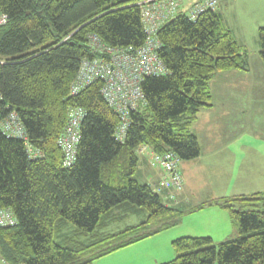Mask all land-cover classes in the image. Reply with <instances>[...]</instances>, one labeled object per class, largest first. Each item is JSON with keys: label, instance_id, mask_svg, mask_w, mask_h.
Here are the masks:
<instances>
[{"label": "trees", "instance_id": "obj_1", "mask_svg": "<svg viewBox=\"0 0 264 264\" xmlns=\"http://www.w3.org/2000/svg\"><path fill=\"white\" fill-rule=\"evenodd\" d=\"M140 1L0 0L8 16L0 27V123L15 110L28 142L41 152L30 157L24 141L0 127V209L16 221L0 227V259L7 264H92L177 225L185 213L130 177L138 163L136 149L145 144L159 153L173 151L182 161L197 158L200 146L190 129L199 110L212 106L210 80L219 71L247 70L248 55L218 4L195 20L177 12L156 32V53L167 70L144 76L145 105L130 111L120 140L114 134L120 118L100 92L102 80L74 94L70 87L83 59L110 58L94 49L93 36L119 49L143 44ZM257 33L264 63V25ZM74 107L85 114L75 160L66 166L57 139ZM211 204L228 212L238 237L219 242L210 236L177 237L171 242L175 255L160 264H264V192L217 197L197 208ZM114 208L145 210L147 218L126 228L134 235L106 248L85 247L81 237L114 218ZM70 224L72 232L65 229ZM84 248L90 251L83 253Z\"/></svg>", "mask_w": 264, "mask_h": 264}, {"label": "rangeland", "instance_id": "obj_2", "mask_svg": "<svg viewBox=\"0 0 264 264\" xmlns=\"http://www.w3.org/2000/svg\"><path fill=\"white\" fill-rule=\"evenodd\" d=\"M184 1L178 12H186L185 5L189 2ZM238 1L230 2L237 4ZM250 10L254 14H260V9L255 10L252 7ZM224 12L235 35L245 39L246 48L244 46L243 48L246 50L250 62H248L247 70L239 71L236 84H241V87H235L234 90L231 89L234 80L229 76L220 73L214 75L209 83L212 96L211 107L213 108H201L191 126L190 131L197 137L201 153L191 163L180 161L179 168L181 167L182 172L183 169L187 172L185 174L183 172V174L187 175L190 186H197L195 187L196 194L200 198L208 195L210 183L216 187L217 176L222 182L230 185L227 187L223 184L224 187H216L212 189L215 191L212 193H222L226 187V191L230 189L242 191L241 189L250 187V190L246 192H264V111L262 112L259 107L262 102L264 105V63L259 54L258 29L248 21L244 23L239 21L240 25L234 27L235 20L231 17L230 9L224 10ZM244 83H250L251 87L245 85L243 87ZM212 125L213 128L220 125V134H212ZM216 129L215 132L218 133ZM137 156H139L138 163L130 177L140 184H149L148 179L144 178L145 171L142 172L141 155ZM184 164L187 166H183ZM144 166H148V164ZM247 174L255 176H252L255 181L241 185L242 179ZM201 183H204L205 186ZM110 212H117V214L105 225L97 227L94 231L95 235L92 233V236L87 234L81 237V242L85 247L94 244L91 246L94 250L106 248L110 244L127 238L126 235H134V232L130 230L126 234V228L137 225L147 218L145 210L139 212L114 208ZM196 214L199 213H185L181 215L177 225L98 256L92 264H160L175 255L171 242L181 236H210L215 242L222 241L223 238L218 240L222 235L209 228L208 230L211 232H206L207 230L200 224L195 225ZM151 225H146V228L148 229ZM222 226H226V224L223 223ZM231 226L232 232L230 231L231 236L228 239H235L238 237V232L233 223L230 222L228 228H223L228 232ZM65 229L72 232L75 227L70 224ZM55 239L59 240V238ZM86 251L89 252L90 248L83 249V253ZM214 264L217 263L214 262Z\"/></svg>", "mask_w": 264, "mask_h": 264}, {"label": "built area", "instance_id": "obj_3", "mask_svg": "<svg viewBox=\"0 0 264 264\" xmlns=\"http://www.w3.org/2000/svg\"><path fill=\"white\" fill-rule=\"evenodd\" d=\"M183 0H141L140 14L145 30V40L137 48L119 49L100 42L93 36L94 49L110 54V58L83 59L79 71L71 84L70 91L74 94L95 79H101L100 92L120 118L115 130L117 138L123 139L130 111L139 110L145 105V96L141 88L144 76L161 75L166 68L156 50L159 42L156 37L158 27L173 17ZM218 0H194L188 7L186 15L195 20L206 9H215ZM8 22V16L0 10V27ZM85 114L82 107L71 108L68 112L67 123L57 143L63 153V164L70 166L76 157V144L80 138V124ZM0 127L8 136H15L24 141L26 151L30 157L41 155L39 149L33 147L26 138L25 130L15 110L10 111L1 121ZM139 155L148 158L149 163L159 169V181L152 187L156 192L163 189L168 191L167 198L175 199L183 191L184 179L179 169L180 159L173 151L162 153L142 144L136 149ZM176 202V200H175ZM15 217L6 209H0V227L15 224ZM0 264H7L0 259Z\"/></svg>", "mask_w": 264, "mask_h": 264}, {"label": "crops", "instance_id": "obj_4", "mask_svg": "<svg viewBox=\"0 0 264 264\" xmlns=\"http://www.w3.org/2000/svg\"><path fill=\"white\" fill-rule=\"evenodd\" d=\"M185 1L189 2V4L185 5L186 8H187V7H189V5L194 0H185ZM230 1L233 2L234 0H218L217 9L221 12V15L223 17V20H224L225 24L231 30V32H232L234 38L236 39V41L241 46L245 47V39L244 38H238L237 37L238 35H235L233 27L231 28V26H230L231 24L227 21V19L225 17L224 10L230 9L231 17H233L234 20H235V23H234L235 25H233L234 27H237V26L240 25L239 21L241 23H244L245 21H248L250 24H252L254 26V28L258 29L260 26L264 25V0H239L237 4H233ZM252 7L255 8V10L256 9H260V14L259 13H255L254 14L250 10ZM248 62H250L249 58H248ZM239 71L240 70H238V69H229V70L219 71V72L216 73V75L218 73H220L221 75L229 76L232 80H234V85L231 88L232 90H234L235 87H241V84H236L238 82V81H236V79L239 76V73H240ZM244 85L246 87H251L250 83L249 84L244 83L243 87H244ZM224 96L227 97V95H224ZM259 107H260V110L263 112L264 111L263 110L264 109L263 102H262V104H260ZM212 108L213 107H211L209 109H212ZM215 128H217L216 130H218V133L215 132ZM215 128H213V125H212V131H211L212 134H220V131H221L220 130V125H218V127H215ZM141 159L143 161V163H142V165H143L142 172L145 171L144 178H147L148 182H149V184L148 183H145V184L151 185V186L157 184V182L159 181V169L157 167H155V166H152L149 163L148 158L145 155L141 154ZM193 160L194 159L188 160V161H186V160L184 161L183 160V161H184V163L185 162L186 163L187 162L191 163V161H193ZM180 161L182 162V160H180ZM180 163H179V166H180ZM146 164H148V166H144ZM183 166H187V164H184ZM179 169H180V172H181V174L183 176V179H184V181H183L184 182L183 191L180 194L176 195L175 199H171V198H167L166 197L167 194H168V191L166 189H163L161 192H159V195H160V198H161L162 202L164 204L169 205V206L176 207V208H179L181 210H186L185 211L186 214L187 213L192 214V213H197L198 212L199 214H196V216H195L197 218V221L195 222V225L196 224H200V226L204 227L207 230L206 232H211L210 230H208V228H209V229L213 230L215 233H217L219 235H222V237H219L218 240L222 239V238H223V240L228 239L231 236L230 231L232 232V226L230 227V230H228V232H227V229L225 230V228H223V227L228 228L229 223L231 222V223H233L234 228L236 229V226H235L234 222L232 221V219H231L230 215L228 214V212L226 210H224L223 208H221V207H219L217 205H214V204L204 205L201 208H197V205H199L200 203H202V202H204L206 200L214 199V198H217V197H225V196H230V195H235V194H249L246 191L250 190V187H248V188H246L244 190L241 189L242 191H232L231 189L229 191H226V188L230 184L222 182L221 179L217 176V178H216V180H217L216 181V187H224V186L228 185L224 189V192H222V193H212V192H215L212 189H214L216 187L214 186L213 183H210L211 186L209 187L208 195L206 197L200 198L196 194V190L197 189L195 187H197V186L191 187L190 186V181H189L187 175L184 176V174L187 173L185 171V169H183L184 170L183 171L184 174L181 171V167ZM146 173L148 174V176H147ZM252 176L247 174L246 177L244 179H242L241 185H243L245 183H249V182H254L255 179L253 177H255V176H253V177ZM223 184H224V186H222ZM201 185H204V183H201ZM175 200H176V202H175ZM188 209H191V210L194 209V210L193 211H187ZM223 223H225L226 226H222ZM204 228H202V229H204ZM228 234H230V235L228 237H225Z\"/></svg>", "mask_w": 264, "mask_h": 264}]
</instances>
